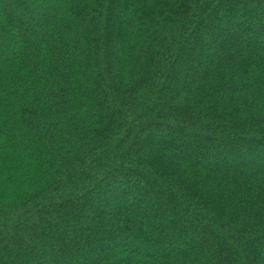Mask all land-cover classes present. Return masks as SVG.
I'll list each match as a JSON object with an SVG mask.
<instances>
[{"label": "trees", "instance_id": "1", "mask_svg": "<svg viewBox=\"0 0 264 264\" xmlns=\"http://www.w3.org/2000/svg\"><path fill=\"white\" fill-rule=\"evenodd\" d=\"M0 264H264V0H0Z\"/></svg>", "mask_w": 264, "mask_h": 264}]
</instances>
